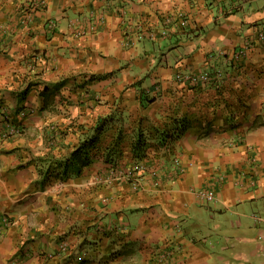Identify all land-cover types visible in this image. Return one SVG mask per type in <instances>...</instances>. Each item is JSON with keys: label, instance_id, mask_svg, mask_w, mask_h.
I'll return each instance as SVG.
<instances>
[{"label": "crops", "instance_id": "crops-1", "mask_svg": "<svg viewBox=\"0 0 264 264\" xmlns=\"http://www.w3.org/2000/svg\"><path fill=\"white\" fill-rule=\"evenodd\" d=\"M32 2L0 0V129L17 127L0 136V264H153L157 246L176 247L170 264H264V0H43L26 16ZM112 112L128 137L186 117L160 148L182 170L106 184L97 156L63 177Z\"/></svg>", "mask_w": 264, "mask_h": 264}, {"label": "trees", "instance_id": "trees-1", "mask_svg": "<svg viewBox=\"0 0 264 264\" xmlns=\"http://www.w3.org/2000/svg\"><path fill=\"white\" fill-rule=\"evenodd\" d=\"M63 81L57 82L56 85ZM148 101L152 100L147 95H142L141 105L145 106ZM186 127V117H175L170 122L155 124L148 128L138 125L128 137L120 115L117 116L113 112L100 115L90 127L91 132L86 138L84 137L70 152L65 161L57 162L56 165L61 167L63 177H70L82 172L86 166L93 163L97 156L104 157L105 161L112 165L121 164L126 150L125 142L128 139L131 160L139 159L146 164L158 163L161 159L167 162L168 153H162L160 148L178 139Z\"/></svg>", "mask_w": 264, "mask_h": 264}, {"label": "built area", "instance_id": "built-area-1", "mask_svg": "<svg viewBox=\"0 0 264 264\" xmlns=\"http://www.w3.org/2000/svg\"><path fill=\"white\" fill-rule=\"evenodd\" d=\"M43 0H33V2L28 6L26 5L30 11L26 13V16H29L31 12L33 13L38 7H40L43 3ZM24 4H22L23 6ZM264 36V32H260V37ZM203 79H206L207 77L209 78L210 75L206 73H201L200 74ZM176 78L179 80H185V81H193L197 77L196 75H183L182 73H177ZM25 112V111H24ZM2 127V126H1ZM6 131V132H5ZM17 132V127L11 123L6 124L5 128L3 127L0 129V136H8L12 135ZM170 143H166L163 146H169ZM162 146V147H163ZM255 160V158H254ZM160 164H163V170L161 171L160 175H169L172 176L173 174L179 172L182 170V167L179 162V158L176 157L172 161V168H168L169 166L166 167L164 163H158L157 165L159 166ZM156 163L154 164H146L144 161H141L139 159H135L133 162L129 164H117V165H112L108 167L107 171L103 173H97L93 177V181L95 182H103L106 184H110L113 182L116 178H124L127 181L131 182L134 186H137L139 179L141 177V173H143L146 170H149L150 167L157 166ZM197 197L201 202L205 201H210L215 198V191L210 188H203L199 189L197 192ZM11 218L7 213H4L0 215V234L3 233V231L10 225L11 223ZM262 237V235H259ZM258 236V237H259ZM176 247H161L157 246L154 247L151 250V256H152V261L153 264H170L171 261L174 260L175 254H176ZM19 261H17L14 264H18Z\"/></svg>", "mask_w": 264, "mask_h": 264}]
</instances>
